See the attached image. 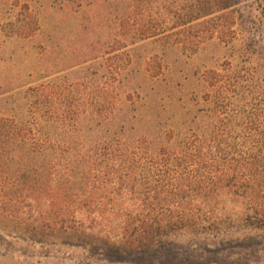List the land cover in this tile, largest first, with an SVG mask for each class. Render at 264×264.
Segmentation results:
<instances>
[{
  "label": "rangeland",
  "instance_id": "rangeland-1",
  "mask_svg": "<svg viewBox=\"0 0 264 264\" xmlns=\"http://www.w3.org/2000/svg\"><path fill=\"white\" fill-rule=\"evenodd\" d=\"M157 11L133 0H0V115L33 130L0 166V264H264V226L248 222L244 204L224 189L212 195L227 208L218 228L171 233L174 247L151 254L78 245L88 236L48 227V194L72 200L93 176L83 160L115 135L141 139L142 151L159 158L162 147L178 151L219 125L242 142L238 157L248 160V175L264 180V147L254 131L264 119L246 112L251 96L232 98L216 115L208 81L210 71L242 68L244 42L196 37L208 32V17L169 21ZM41 140L59 144L55 162L39 150Z\"/></svg>",
  "mask_w": 264,
  "mask_h": 264
},
{
  "label": "trees",
  "instance_id": "trees-1",
  "mask_svg": "<svg viewBox=\"0 0 264 264\" xmlns=\"http://www.w3.org/2000/svg\"><path fill=\"white\" fill-rule=\"evenodd\" d=\"M133 3L156 7L154 16L162 20L176 18L192 23L208 17L205 23L210 24L208 32L194 31L197 27H191L196 37L205 38L206 33L227 43L240 37L246 53L242 68L228 74L210 71L208 81L214 79L212 86L217 93L215 113L224 114L226 110L222 108L230 106L232 98L247 93L253 102L246 112L253 114L254 120L264 119L261 118L264 115L263 0H133ZM220 128L217 125L209 136L187 138L175 152L162 147L159 158H150L142 151L145 142L141 139L127 140L121 134L100 141L96 149L93 147L95 154L83 160L93 164V176L85 188L74 193L70 201L48 194L49 202L43 212L48 227L55 224L58 230L88 236L89 240L75 241L78 245L98 246L127 255L151 254L174 247L169 238L171 233L186 228H218V216L227 209L212 198L218 189L240 199L248 222L264 226V180L248 175V160L238 157L242 142L231 130ZM32 131L14 118L0 115V166L4 159L12 157L11 145L31 139ZM254 131L255 142L264 147V126H256ZM48 141L35 143L40 145L39 150L51 156L49 162H55L52 155L59 144ZM54 162L47 170V177L55 174ZM53 176L47 181L53 180ZM16 210L14 207L11 212ZM20 212L27 213V209L21 208ZM31 237L40 242L48 240L43 236Z\"/></svg>",
  "mask_w": 264,
  "mask_h": 264
}]
</instances>
